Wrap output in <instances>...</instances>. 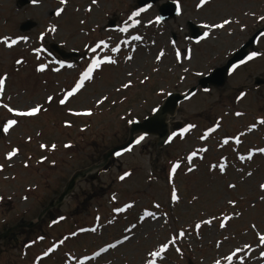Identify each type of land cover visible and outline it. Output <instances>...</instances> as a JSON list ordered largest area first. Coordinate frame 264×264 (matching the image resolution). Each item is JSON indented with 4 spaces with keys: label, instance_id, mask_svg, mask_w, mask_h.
<instances>
[{
    "label": "rangeland",
    "instance_id": "374dc122",
    "mask_svg": "<svg viewBox=\"0 0 264 264\" xmlns=\"http://www.w3.org/2000/svg\"><path fill=\"white\" fill-rule=\"evenodd\" d=\"M172 1L176 17L157 22L160 1L138 8L135 0H29L23 7L0 0V232L34 222L0 240V264H264V153L257 151L264 148V82L237 93L252 76L264 78V35L250 52L257 55L223 86L198 88L167 117L194 127L170 131L160 149L144 136L38 219L74 171L127 138L129 122L169 92H186L264 25V0H205L199 8V0ZM26 20L33 25L20 31ZM187 20L208 35L185 38ZM4 37L27 39L8 46ZM50 43L79 55L61 66ZM93 60L99 66L65 99ZM37 105L34 115L17 114ZM8 120L16 123L4 132ZM162 244L168 247L151 256Z\"/></svg>",
    "mask_w": 264,
    "mask_h": 264
},
{
    "label": "water",
    "instance_id": "95a60500",
    "mask_svg": "<svg viewBox=\"0 0 264 264\" xmlns=\"http://www.w3.org/2000/svg\"><path fill=\"white\" fill-rule=\"evenodd\" d=\"M144 1H148L150 3H153L157 0H137L138 4H144ZM18 6H23L29 2V0H16ZM159 17L160 19H167L169 17L174 16L177 13V6L174 2L167 0L163 2L158 7ZM109 24H112V21H109ZM188 28L191 32V36L193 38H197L200 35H202V32L198 30V27L192 23L191 21H187ZM33 25V22L30 20H26L22 22L19 26L20 30H27ZM262 33H264V26L259 28L248 40L243 43V45L236 51L227 61L224 65L215 68L209 75L204 76L199 79L198 84L201 85L203 89H207L209 84L213 83L215 85H220L224 81L225 74L228 70H230L233 65H236L247 53V48L251 46L258 36H260ZM50 47L54 50H56L61 56H67V53H64L63 51L58 50V47L56 44H50ZM256 82L261 81L259 78L255 79ZM183 98V95L173 92L169 93L167 97L164 99L162 105H160L158 108H156V111H153L151 115L144 117L141 121L133 120L130 123L129 127V134L127 139L116 146H112L109 149H107L101 156V160L90 164L87 167H84L82 169L76 170L73 172V174L70 176L66 184L64 185L62 191L60 194L53 200H50L47 205L40 211L38 215V219L46 212V210L52 208V207H59L65 196L70 193L72 190L74 184L77 180L84 178L88 173L92 171H97L101 169L105 163L108 161V159L114 155H116L117 152H122L125 148H127L129 145L135 142L136 140V134H154L157 135L158 140L155 143L157 146L158 144L162 143V140L166 138L168 135V129H167V123L165 121L167 114H172L175 106L178 101H180ZM33 222L29 223H19L15 224L13 226H10L5 231L0 233V239H5L9 232L11 230H14L18 227H32Z\"/></svg>",
    "mask_w": 264,
    "mask_h": 264
},
{
    "label": "snow or ice",
    "instance_id": "6c2138e0",
    "mask_svg": "<svg viewBox=\"0 0 264 264\" xmlns=\"http://www.w3.org/2000/svg\"><path fill=\"white\" fill-rule=\"evenodd\" d=\"M33 2L35 3V0H33ZM95 2H96V0H93V3H95ZM61 3H64V0H61ZM204 3H205V0H199V3L196 5V7L199 8V7H200L201 5H203ZM143 10H144V9H139L138 11H143ZM138 11H134V12H132V14H131V16L129 17V19L131 20L132 17L137 16V15H138ZM177 11H179V8H177ZM59 12H60V9H59V8L56 9V13L59 14ZM156 19H157V22H158L160 18L157 17ZM228 23H229V20H226V19H225V20L222 21V23H220V24H213V25H211V27H213V28H220V27H223V25H226V24H228ZM204 27H208V25H204ZM120 31H124V29L121 28ZM207 35H208V33L205 32V33H204V36H207ZM20 39H24V40H26L27 37H17L16 39H12L10 42H9V38H7V37H4V38H3L4 43H5L6 45H8V46H11L12 44H15V43L17 42V40H20ZM101 43H103V42L101 41ZM86 47H87V46H86ZM112 51H116V49L113 48ZM161 55H162V53H161ZM177 55H178V58H179V53H178ZM256 55H257L256 52H252V53H250V57H254V56H256ZM128 58L130 59L131 57H128ZM156 59L159 60V59H160V55H158V56L156 57ZM111 62L114 63L115 61H111ZM16 63L19 64V63H20V60H17ZM98 66H99V62L96 61V60H93L92 63L88 66V69H87L84 73L81 74L80 79L76 81L75 87H73L72 90L66 94L65 99H66L68 96H71L73 93H75V92L81 87V85H82V81H83L85 78L89 77V74H90L92 68H93V67H98ZM233 67H235V65H233ZM42 69H43V65H40L39 68H38V70H42ZM3 80H4V78H3V77H0V85L3 84ZM123 87H128V85L125 84V85H123ZM243 95H244L243 92L240 93V96H243ZM239 98H240V97H237V99H239ZM65 99H61V100L59 101V103H60V104H64V103H65ZM48 100L51 101V100H52V97L49 96V97H48ZM97 103H100V101H97ZM38 110H39V105H37V106H35V107H31V108H29V109H28L27 111H25V112L17 113V114H18V115L30 116V115H34V114H36ZM9 111H12V109H9ZM153 111H156V109H153ZM85 114H90V113H85ZM236 115H240V113H236ZM15 123H16V121H14V120H8L6 123H3V131H4V132H7V131L9 130V127H10L11 125L15 124ZM191 127H194V126H193V125H188L185 129H181V132L187 131V129H188V128H191ZM212 130H213L212 128H209V129L207 130V132H211ZM207 132L205 133V135H207ZM175 135H176V133L173 132V133H172V136H175ZM171 138H172V137L170 136L169 139H171ZM140 139H143V137H138L137 140H136L135 142H139ZM201 139H203V137H201ZM237 142H239V141H237ZM67 146H68V145H65V147H67ZM43 147H44V145L42 144V145H41V148H43ZM52 147H55V145H53ZM201 151H204V149H201ZM257 151L264 153V148H259V149H257ZM16 152H17V149H16V148H13L10 152H8V153L6 154V157L10 158V157H12ZM116 155H120V153L117 152ZM190 158H191V157H189V159H190ZM176 167H177L176 164H173V165H172V168H173V169H175ZM189 170H191V169H189ZM220 171H221V172L224 171V167H223V166L220 167ZM128 174H129V173L125 172L121 177H119V179H124V177L127 176ZM228 187L231 188V187H234V185L229 184ZM260 187H261V189H264V184H261ZM171 199H172L173 201H175V200L177 199V196H176L175 191L172 192ZM229 203L232 204V203H234V201H229ZM125 207H130V205H125ZM120 210H121V209H117V211H120ZM224 219L226 220V219H228V217H224ZM204 223H208V221H204ZM220 226H221V227H224L223 222H221V225H220ZM197 227H199V225H197ZM181 235H183V233H181ZM125 239H127V237H125ZM261 242L264 243V236H261ZM118 243H119V242H118ZM167 247H168V244H162V245L160 246V248H159V251L151 252L150 255H151V256H158V255L160 254V252H163ZM51 250H52V249L50 248L49 251H51ZM101 251H104V249H101ZM261 255H264V253H261ZM229 259H231V257H229ZM147 264H153V262H152L151 260H149V261L147 262ZM216 264H219V261H217Z\"/></svg>",
    "mask_w": 264,
    "mask_h": 264
},
{
    "label": "flooded vegetation",
    "instance_id": "af4514ba",
    "mask_svg": "<svg viewBox=\"0 0 264 264\" xmlns=\"http://www.w3.org/2000/svg\"><path fill=\"white\" fill-rule=\"evenodd\" d=\"M183 35H184V37H186L185 33ZM249 62H250V57L248 56L244 61H242V63H240L238 66H236L235 69H239L241 66L246 65ZM253 77L254 76H252V81H253ZM247 78L249 79L250 75H247ZM254 86H258V85H254L252 83H250V84L240 83V85L237 88V91H238L237 93L239 94L240 92L241 93L242 92H247V90H251V88H254ZM196 91H197V89H195L193 92L195 93ZM175 126L179 127L180 125L179 124H175Z\"/></svg>",
    "mask_w": 264,
    "mask_h": 264
}]
</instances>
